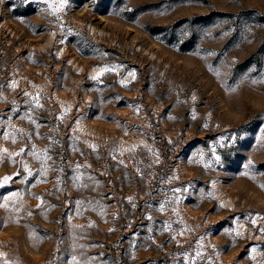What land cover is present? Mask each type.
<instances>
[{"label": "rangeland", "instance_id": "obj_1", "mask_svg": "<svg viewBox=\"0 0 264 264\" xmlns=\"http://www.w3.org/2000/svg\"><path fill=\"white\" fill-rule=\"evenodd\" d=\"M5 177L0 264H264V0H0Z\"/></svg>", "mask_w": 264, "mask_h": 264}, {"label": "snow or ice", "instance_id": "obj_2", "mask_svg": "<svg viewBox=\"0 0 264 264\" xmlns=\"http://www.w3.org/2000/svg\"><path fill=\"white\" fill-rule=\"evenodd\" d=\"M45 2H47V0H45ZM64 3H66V0H60V7H63L64 6ZM110 70H114V69H109V68H103L100 70V73L98 75H102L104 72L106 71H110ZM134 76V73L132 74ZM94 79L98 78V77H93ZM7 151V150H5ZM217 160H219V157H216ZM10 178L9 177H5L3 179V181H0V185H2L3 183H6ZM0 255H3L2 253H0ZM4 264H9L8 261H5ZM73 264H77L76 262V258L73 257Z\"/></svg>", "mask_w": 264, "mask_h": 264}]
</instances>
